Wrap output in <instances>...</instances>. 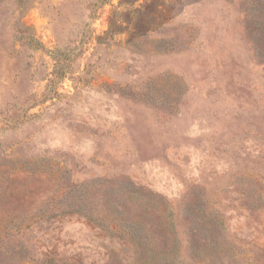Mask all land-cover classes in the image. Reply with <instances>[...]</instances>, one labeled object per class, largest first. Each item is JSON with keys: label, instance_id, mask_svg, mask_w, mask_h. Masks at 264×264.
<instances>
[{"label": "rangeland", "instance_id": "1", "mask_svg": "<svg viewBox=\"0 0 264 264\" xmlns=\"http://www.w3.org/2000/svg\"><path fill=\"white\" fill-rule=\"evenodd\" d=\"M0 264H264V0H0Z\"/></svg>", "mask_w": 264, "mask_h": 264}]
</instances>
